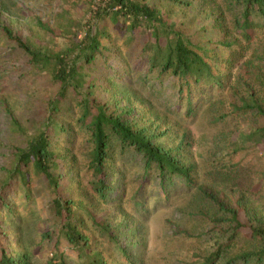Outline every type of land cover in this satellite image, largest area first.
Listing matches in <instances>:
<instances>
[{
	"label": "rangeland",
	"instance_id": "rangeland-1",
	"mask_svg": "<svg viewBox=\"0 0 264 264\" xmlns=\"http://www.w3.org/2000/svg\"><path fill=\"white\" fill-rule=\"evenodd\" d=\"M178 1L184 4L149 0L166 12L167 23L183 39L191 41L207 62L210 78L202 71L195 80L178 79L162 73L156 62L152 64L150 57H166L167 46L175 39L171 29L156 26L159 47H154L147 46L154 42L153 27L131 32L118 23L107 26L104 39L111 40L115 49L87 69L90 87L85 91L92 94L90 99L100 101L99 95L105 96L121 122L133 131L144 129L155 146L171 151L181 165L190 168V184L162 180L155 165L148 169L142 155L122 149L112 134L105 161V184L112 191L106 203L99 202L90 189L91 137L79 120L84 112L90 122L93 109L79 106L69 94L53 115L48 141L58 164L54 176L64 186L58 192L60 199L75 202L80 209L72 207L75 218H82L89 209L98 216L105 213L129 257L127 263L103 244L104 237L93 236L91 227L85 225L91 251L102 255L101 264H203L218 245L228 242L231 232L222 235L228 230L225 223H217L222 232L216 231L211 220H217L219 213L203 199L202 190L230 204L236 200L249 204V213L264 222V142L256 145L255 139L244 137L263 122L253 112L239 109L242 99L252 96L264 103V22L253 21L246 37L234 26L235 6L227 7L225 0L203 2L216 6L214 13L199 0ZM88 11L87 0H0V20L49 51L55 47L40 23L57 30L59 20L70 30L79 23L80 29L89 19ZM55 91L50 77L32 71L27 57L0 34V228L5 232L4 244L14 258L25 254L30 264H52L53 245L44 235L56 229L53 238L60 241L58 251L65 264H87L89 260H80L61 230L53 227L52 194L43 178L31 166L22 174L13 172L16 150L28 136L43 129L47 103ZM171 226L190 236L175 235ZM234 244L222 248L231 259L254 242L240 234Z\"/></svg>",
	"mask_w": 264,
	"mask_h": 264
},
{
	"label": "trees",
	"instance_id": "trees-1",
	"mask_svg": "<svg viewBox=\"0 0 264 264\" xmlns=\"http://www.w3.org/2000/svg\"><path fill=\"white\" fill-rule=\"evenodd\" d=\"M174 1L179 5L184 4L178 0ZM199 1L201 5L206 4L203 3L206 0ZM224 2H226L227 7L235 6L237 15L234 26L240 29V32L244 33L246 37L249 36V30L253 27V21L264 22V0H225ZM206 5L210 6L209 9L212 13L216 11V6ZM87 6L89 19L83 25L81 24L80 29L79 23L75 25L74 30H70L68 25L61 24L59 20L57 30L51 25L40 23L49 37L50 44L55 47L51 51L48 50L47 46H37L30 43L19 31H13L0 20V34L8 42L14 44L15 49L20 50L27 57L28 66L31 67L32 71L49 76L56 87L55 94L47 103L48 112H46L47 118L43 129H39L28 136L24 146L16 150L14 154L16 167L13 172L22 174V171L24 172L26 168L31 166L43 178L52 194L49 207L55 221L53 227L61 230L66 240L78 251L80 260H89L87 264H101L103 261L99 251H91L88 243L89 234L85 230L86 225L93 230V236L104 237L107 241L105 240L106 243L103 242V244L112 251L116 250L128 263L129 257L121 248L119 239L113 234L110 218L108 219L105 213L98 216L89 209L83 211L82 218L79 215L75 218L73 213L77 208L75 202L70 198L67 200L60 199L58 192L64 186L60 185L57 177L54 176L58 164L55 161L54 153L49 150L48 141L54 127L53 115L60 104L67 100L69 94L73 95L79 106L87 104L93 109L94 117L90 122L87 121L84 112L80 115L79 120L85 125L91 137L92 149L88 166V171L92 177L90 189L99 202L106 203L109 199L108 193L110 194L112 191V187L105 184V161L108 158L107 152L113 139L110 138L112 134L120 142L122 149L130 148L142 155L148 169L155 165L162 180L167 179L172 184L175 183L174 180L178 179L177 183L179 184H190V168L181 165L171 151H165L159 146H155L152 141L153 137L147 136L144 129L133 131L130 126L121 122L120 117L111 112L108 103L105 101V96L99 95L102 98L100 101L96 98L90 99L92 94L85 91L90 87L87 69L115 49L111 40L104 42V39L107 37V26L120 23L121 27H125L126 31L131 32L141 30L144 27H153L150 35L154 42L148 43L147 46L154 47H159L155 31L156 26L166 31L171 29V32L175 34L173 35L175 39L168 44L167 49H170L167 51L166 57L158 60L150 57L152 64L155 66L156 62L162 73L169 72L178 79L188 76L194 77L195 80L196 77H199L198 74H201L197 72L202 71L210 78L208 71L211 70L210 68L208 70L207 62L193 47L191 41L187 38L183 39L184 35L175 31L174 25L167 23L164 16L166 12L160 10L155 3L151 4L149 0H87ZM80 31L81 34H79ZM109 48L110 50H108ZM119 79L122 78H116V80ZM85 84H88L86 88ZM187 104L189 107L191 106L188 100ZM239 109L242 113L253 112V116L263 122V125L251 128L244 134V137L255 139L256 145L264 142V103L252 96L242 99V106ZM191 110L192 108L189 111ZM20 181L24 184L26 179L22 176ZM201 196L216 209L219 213L218 218L222 216L220 219L211 220L216 231H221L220 226L216 225L217 223H225L228 225V230L224 231L222 235L231 232L228 242L221 247L218 245L217 249L204 260L203 264H233L235 262L264 264L263 219L251 212L249 213L250 205L243 204L244 202L241 200H236L230 204L207 190H202ZM171 228L177 236H190L187 231L176 226H171ZM55 230L48 231L44 235L53 245L51 263L65 264L63 253L58 251L60 241L53 238L52 233ZM240 234L247 236L251 242H254V245L242 250L235 258L231 259L224 250L228 249L229 243L236 246L234 243ZM4 235V230L0 228V264H30L29 258L25 254L18 258L9 254L4 244Z\"/></svg>",
	"mask_w": 264,
	"mask_h": 264
}]
</instances>
